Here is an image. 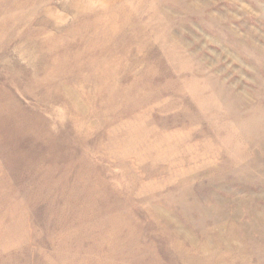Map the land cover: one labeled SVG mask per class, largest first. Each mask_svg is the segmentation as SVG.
I'll use <instances>...</instances> for the list:
<instances>
[{
	"label": "rangeland",
	"instance_id": "1",
	"mask_svg": "<svg viewBox=\"0 0 264 264\" xmlns=\"http://www.w3.org/2000/svg\"><path fill=\"white\" fill-rule=\"evenodd\" d=\"M0 264H264V0H0Z\"/></svg>",
	"mask_w": 264,
	"mask_h": 264
},
{
	"label": "bare ground",
	"instance_id": "2",
	"mask_svg": "<svg viewBox=\"0 0 264 264\" xmlns=\"http://www.w3.org/2000/svg\"><path fill=\"white\" fill-rule=\"evenodd\" d=\"M259 253V252H258Z\"/></svg>",
	"mask_w": 264,
	"mask_h": 264
}]
</instances>
